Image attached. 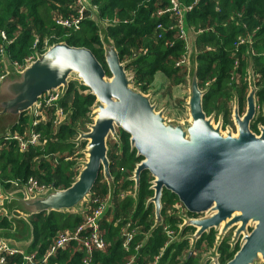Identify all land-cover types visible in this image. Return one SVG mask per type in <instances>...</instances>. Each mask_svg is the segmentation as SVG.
Segmentation results:
<instances>
[{
	"label": "water",
	"instance_id": "water-1",
	"mask_svg": "<svg viewBox=\"0 0 264 264\" xmlns=\"http://www.w3.org/2000/svg\"><path fill=\"white\" fill-rule=\"evenodd\" d=\"M81 1L91 13L90 21L98 28L110 79L91 50L64 42L52 44L44 53L36 52V59L23 69L14 66L6 53L1 58L0 140L12 137L22 116L27 115L32 124L35 106L45 94L60 90L63 99L72 83L87 88L95 98L90 113L96 105L98 108L89 118L91 122L85 124V131L75 129L77 138L71 143L75 149L85 143L82 153L86 161L69 188L58 189L52 184L43 192L31 195L26 188L8 192L1 187L0 213L12 228L0 229V241L26 255L34 243L31 217L52 212L82 216L101 174L108 186V197L99 220L107 217L114 207L117 187L110 170L108 139L112 136L120 143L121 137L117 135L120 130L129 135L130 152H135L141 160L129 178L134 182L131 198L136 207L141 176L150 174L153 196L147 200L145 211L152 207L154 221L147 238L163 225V199L169 193L177 197L186 214L177 215L181 220L177 225L179 233L168 248L188 242L186 262L193 257L198 240L214 230L215 248L205 261L221 264L218 247L225 235L236 228L229 244L234 247L241 240L240 248L226 264H264V127L260 136L251 130L259 90L252 57L247 69L246 112L241 115L235 90L236 133L227 130L225 135L222 126H215L204 111V98L210 88L202 90L199 86V34L184 17L185 80L192 78L187 104L190 121L187 125L174 124L164 111L157 112L158 103L153 102V94L135 88L136 74L128 69L134 59L121 61L108 35L113 25L101 18L91 0ZM191 215L200 217L191 218ZM187 227L195 231L184 237Z\"/></svg>",
	"mask_w": 264,
	"mask_h": 264
},
{
	"label": "trees",
	"instance_id": "trees-1",
	"mask_svg": "<svg viewBox=\"0 0 264 264\" xmlns=\"http://www.w3.org/2000/svg\"><path fill=\"white\" fill-rule=\"evenodd\" d=\"M91 1L101 18L113 25L108 29V35L114 41L121 61L134 59L128 69L135 72L137 87L148 93L157 73L165 75L172 86L185 84V68L177 64L187 55L186 42L180 35L178 17L168 11L171 9L168 0ZM178 2L186 9L185 19L190 28L199 33V86L202 90L210 88L204 98L205 113L210 115L214 110L226 109L234 97V90L240 99L244 97L249 57L253 59L259 89L256 96L264 106V0ZM81 8L79 0H0V77L3 75L1 57L4 53L12 63L24 68L36 51L45 52L43 49L47 41L51 45L64 42L69 46L91 50L109 74L98 28L90 21L91 13L87 10L80 13ZM81 16L84 21L79 29L57 23L59 20H77ZM36 42L38 44L35 46ZM237 80L241 82V87L237 85ZM87 91V88L76 83L70 85L59 104L68 115L58 129L52 125L55 111L48 109L46 120L39 128L42 136L47 138L44 148L29 147L26 152H21L16 141L0 140V190L1 187L10 189L7 184L9 180L37 179L35 176L46 186L54 184L58 189L71 186L77 176L73 159L77 151L71 142L77 136L75 128L90 121L89 108L95 101ZM28 129L29 118L24 115L13 134L23 135ZM120 133L122 148L113 144L108 153L110 170L117 186L114 208L100 224V230L104 232L110 246L105 253L96 255L94 264H125L133 251L127 253L122 249L119 229L128 219L138 222L145 233L153 225L152 207L145 211L147 200L153 196L150 175L144 173L141 176L137 207L131 194L120 198L126 190L134 192V182L129 178L139 162L136 153L130 152L129 135L123 131ZM92 192L93 197L107 198L108 187L102 174ZM177 202L176 196L166 193L162 216L165 224L179 233L177 225L181 220L175 214H167L168 208ZM82 220L80 216L57 212L31 217L30 222L34 227L32 249L38 247L44 251L58 232L75 230ZM7 228H11V224L0 216V229ZM188 231L195 230L187 227L185 232ZM202 239L208 245L214 242L212 234L204 235ZM166 242L167 237L161 226L141 253L152 259L160 253ZM185 243L168 248L160 264H199V258L194 256L186 262L188 246ZM197 247V250H201L200 243ZM228 247L223 246L220 250L221 264H226L239 250L237 248L228 252ZM68 261L66 253L50 264H69ZM70 264H80V256L74 257ZM136 264H146V260L141 257Z\"/></svg>",
	"mask_w": 264,
	"mask_h": 264
},
{
	"label": "built area",
	"instance_id": "built-area-1",
	"mask_svg": "<svg viewBox=\"0 0 264 264\" xmlns=\"http://www.w3.org/2000/svg\"><path fill=\"white\" fill-rule=\"evenodd\" d=\"M168 1L171 4V9L168 11L174 13L178 17V28L180 31V35L181 38L185 40L184 17L186 9L178 2V0ZM79 4L82 7L80 11V13H82L85 8L81 0H79ZM83 21L84 19L81 16L77 20H59L57 23L61 24L64 27H74L76 29H79ZM2 36L5 40V35L2 34ZM243 42L244 41H241V43ZM37 44L38 42H36L35 46ZM50 45L51 44H49L48 41L45 42L43 50H48ZM35 59L36 56L29 58L26 64L34 61ZM186 63L187 56L177 65L185 68ZM16 66L19 69H23L18 65ZM60 94V90L58 92L51 91L49 95L45 94L35 106L34 120L31 125L29 124V129L24 132L23 135L16 133L13 134L12 137H8L5 140L16 141L19 144L21 152H26L29 147L44 148L47 143V138L42 136V132L39 130V128L41 124L46 120V113L48 109L52 108L55 111L52 119V125L55 129H58L63 124V121L68 115L65 109L61 105H59L60 101L62 100L60 98ZM7 184L9 185L10 189L26 188L31 195H33L34 193L43 192L50 187V185L46 186L45 184H42L34 178H30L28 180H9L7 181ZM124 192L120 195V198L127 195L124 194ZM133 193L131 192V195ZM2 198L3 195L0 190V200ZM105 203L106 202L100 197L96 195H94L93 197L92 195L91 202L90 204H88L89 207H87V205L85 212L82 216H80L83 218L82 223L77 226L75 230H65L62 232H58L44 251H40L38 247L35 249H32L31 247L28 253L25 255L22 250L15 247H10L6 243L0 241V264H50V262H52L53 260L57 261L60 256L65 255L66 253L69 256V264L76 256H80V264H94L93 262L96 255L99 253H105L110 246L104 232L100 230V224L106 218L105 217L104 219L99 220L105 209ZM180 213L186 214V210L180 202L175 203L167 210L168 215L175 214L177 216ZM0 216L3 217V214L0 213ZM152 216L154 221L153 213ZM116 225H118V223H116ZM162 229L167 237V242L157 256L149 259L147 256L142 255L141 250L147 247L151 238L153 237L152 235L150 238H147L150 230L146 233L143 232L138 226V222L133 221L132 218L128 219L124 224H122L119 229V236L122 240V249L127 253L133 251L132 254L128 257L125 264H136L138 259H140L141 257L146 260V264H160L161 259L164 256L165 251L168 249L169 244L178 235V233L171 229L170 225L165 224V221L163 222ZM147 240L148 243H146Z\"/></svg>",
	"mask_w": 264,
	"mask_h": 264
},
{
	"label": "rangeland",
	"instance_id": "rangeland-1",
	"mask_svg": "<svg viewBox=\"0 0 264 264\" xmlns=\"http://www.w3.org/2000/svg\"><path fill=\"white\" fill-rule=\"evenodd\" d=\"M3 55H2V57H3ZM14 66H16V65L14 64ZM2 70H3V66H2ZM107 75H108L107 79H110L111 74L109 73ZM184 75H185V78H187L186 71H185ZM247 79H248V76H247ZM191 80H192V78L187 80L185 82V84L180 85V86H172L169 79L165 75H163L162 73H157L155 76L154 83H153V85L149 91L151 94H153V102L158 103L157 112L164 111L165 116L168 119H170L172 121V123H174V124H186L187 125L190 121V114H189V111L187 108V104L189 101V95L191 93V91H190ZM240 84H241V82L239 80H237V85L240 86ZM78 86H80V85L78 84ZM257 86H258V84H257ZM135 88L137 89L138 87L135 86ZM248 93H249V89H248V81H247V89H246V93L244 94V97L242 99H240L238 93H236L238 100H239L238 108H240L242 116L246 112V104H247L246 98H247ZM87 94H90V91H87ZM234 107H235V101H234V97H233V99H231V101L229 102V105H227L226 109L214 110L209 115V118L211 119V121L214 123L215 126H219V125L222 126L221 130H222V133H224L225 135L227 134V130L231 131L234 134L236 133V128H235L234 122H233ZM96 108H98V105H96L94 107V109L92 110L91 113L89 112V118L92 116L93 111H95ZM225 111L228 114L227 117H226ZM93 118H94V115H93ZM89 122H91V121H87L86 124ZM263 127H264V106L261 105L260 100L257 98V113H256L254 121L252 122L251 130L253 131L254 134H256L257 136H260ZM77 129L85 131V125L80 124V126H78ZM117 132H118L117 135L121 137V133H120L121 131L117 130ZM121 142H122V140L120 141V143H117V140H113L112 136H110L108 139V148L110 149V147H112L113 144H116L122 148L123 143H121ZM84 147H85V143H82L80 148L76 149L77 152L73 157V159L75 160L74 169L76 170V172H78L79 170L82 169L83 163L86 161V155H84L82 153ZM140 161L141 160H139V162ZM145 174L150 175L149 173H145ZM35 177L40 180V178H38V176H35ZM106 185H107V183H106ZM124 194H131V191L126 190L124 192ZM92 195H93V192H92ZM102 200L107 202V198H104ZM151 212L153 213V209L151 210ZM197 217H200V216H193L191 218H197ZM7 229L10 230L11 228H7ZM235 232H236V228H233L225 235L224 239H222L223 241H221V243L218 247L219 252H220L221 248L223 246H226V245L229 246L228 252L234 250L237 247L240 248V243H241L240 239L241 238L239 239L240 241H238V243L234 247H232V245L229 244L232 242V239L235 235ZM192 234H194V232H192L191 234H185V232H184L183 236L185 237V236L192 235ZM209 234L213 235L214 242L212 244L208 245V243L202 239L203 237H201V239H199L197 242V245L200 243L201 250H197L199 248L196 245V250L194 251V254H193V256L198 257L200 259L199 262L202 261L203 264H209V261H205V260H206L207 256H209V254H211V251L215 248L217 232H215L213 230Z\"/></svg>",
	"mask_w": 264,
	"mask_h": 264
},
{
	"label": "flooded vegetation",
	"instance_id": "flooded-vegetation-1",
	"mask_svg": "<svg viewBox=\"0 0 264 264\" xmlns=\"http://www.w3.org/2000/svg\"><path fill=\"white\" fill-rule=\"evenodd\" d=\"M84 125H85V124H84ZM77 128H78V127H77ZM77 128H75V129H77ZM76 138H77V136H76ZM150 181H151V180H150ZM150 181H149V183H150ZM193 216H195V215H191L190 217H193ZM191 233H192L191 231L185 232V234H191ZM206 242H207V241H206ZM185 244H187L188 249H189V243L186 242ZM237 248H238V247H237ZM237 248H235L233 251H235ZM188 249H187V250H188ZM219 254L221 255L220 252H219ZM199 260H200V259H199ZM199 260H198V261H199Z\"/></svg>",
	"mask_w": 264,
	"mask_h": 264
},
{
	"label": "crops",
	"instance_id": "crops-1",
	"mask_svg": "<svg viewBox=\"0 0 264 264\" xmlns=\"http://www.w3.org/2000/svg\"><path fill=\"white\" fill-rule=\"evenodd\" d=\"M197 48H198V44H197ZM198 52L200 53L199 48H198ZM148 93H150V92H148ZM16 190H19V189H13V188L7 189L8 192H13V191H16ZM11 228H12V226H11Z\"/></svg>",
	"mask_w": 264,
	"mask_h": 264
}]
</instances>
